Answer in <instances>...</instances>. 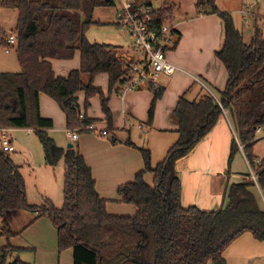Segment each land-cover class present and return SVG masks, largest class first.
<instances>
[{"label":"trees","instance_id":"1","mask_svg":"<svg viewBox=\"0 0 264 264\" xmlns=\"http://www.w3.org/2000/svg\"><path fill=\"white\" fill-rule=\"evenodd\" d=\"M113 3L114 0H2L3 6L16 10L17 42L9 45L0 30V45L14 49L20 71L0 73V128L33 129L45 164L54 167L63 160L65 169L62 206L57 209L49 201L43 206L29 205L24 180L0 146V219L21 209H39L48 214L57 231L58 251L71 249L72 264H223L224 251L242 234L248 232L257 241H264V210L248 190L247 182L233 184L229 201L218 209L185 208L181 205V180L175 167L227 111L264 192V158L255 166L252 154L257 128L264 126V33L252 15L255 10L248 17L255 19L250 25L249 40L230 14H220L223 44L217 57L228 76L226 87L217 99L206 91L197 100L178 101L174 111L178 138L155 166L151 164L150 151L139 149L144 169L116 191L120 202L136 208L130 217L108 214L106 201L96 192L84 158L76 147L56 144L48 135L51 119L41 117L39 111V95L44 94L61 108L68 129L91 133L87 129L91 120L84 113L83 121L79 120L81 111L76 104L77 93L84 91L86 100L100 95L102 110L110 119L106 99L91 83L99 74L108 75L110 88L124 83L134 58L127 59L117 47L90 43L86 31L93 23L94 9ZM197 6L205 13H218L216 0H197ZM168 13L170 7L166 4L152 15L157 28L168 22ZM76 51L80 68L66 77L56 76L50 60L71 59ZM111 142L116 143V139ZM238 149L233 138L228 163ZM146 172L154 175L152 186L144 181ZM2 232L11 235L7 228ZM14 251L10 244L1 248L0 263L4 264Z\"/></svg>","mask_w":264,"mask_h":264},{"label":"crops","instance_id":"2","mask_svg":"<svg viewBox=\"0 0 264 264\" xmlns=\"http://www.w3.org/2000/svg\"><path fill=\"white\" fill-rule=\"evenodd\" d=\"M130 1L133 2L135 7L148 8L152 11H161L166 4L169 5L171 12L168 13L170 16L169 21L176 25V33L172 44L166 50L165 56L166 60L176 67V71L169 77L159 79V90H154L150 84L144 83L137 89L123 91V83H117L110 88L107 74L95 76L91 85L99 89L103 98L106 99L110 119L106 117L102 110L100 95H94L86 100L85 92L79 91L76 95V104L80 111L91 120L95 131L80 133L75 143L71 144L76 146L78 153L91 169L96 192L100 198L106 201L108 214L133 217L136 208L131 204L120 202L116 191L119 186L132 182L135 175L144 169V162L139 149L150 151L151 164L155 166L165 158L168 149L178 138L174 117L178 101L181 98L197 100L206 91L218 98L220 92L226 87L228 76L217 57V52L223 44V20L220 14H229V12L228 10L223 12L218 8V13H205L204 9L198 8L197 0H169V3H166V0H161L159 8L156 10L149 0ZM199 10H201V13L194 15ZM242 10H245L246 20H248L251 12L246 11L244 5L237 6L233 12L241 14L242 19L245 20ZM119 12L120 10L117 12V19L114 24L117 23L118 28L123 29L118 22ZM252 15L255 16L254 13ZM92 22V25L86 31V37L90 43L117 47L126 58L130 59L132 57L128 45L117 41L120 38L117 32L113 31L111 27H99L95 25V21ZM9 53L10 50L6 54ZM133 58L135 60L137 57L133 56ZM132 59L130 60L132 61ZM50 63L56 76L66 77L71 71L80 68L79 51H76L71 59H52ZM82 94L84 96L80 105L78 98ZM39 111L41 117L52 121V128L48 130V133L51 132L53 138H55L54 133H65V137L69 141L66 135L68 129L66 118L56 102L50 97L40 94ZM134 122H143L149 125V131L144 140L141 139V136L140 139L132 137L129 126ZM260 128L259 135L252 143L253 156H255L253 145L264 135L262 134L264 126ZM12 131H26L28 136L34 132L30 128H0V136L4 135L14 147L12 152L17 150L11 135ZM101 131L108 132V136L100 135ZM113 138L116 139V143L111 142ZM233 138L236 139V133L227 111H223V115L219 118L215 127L194 147L186 158L178 161L175 168L181 180V205L183 207L196 206L204 211L218 209L229 201L230 189L233 184L247 182L245 180L247 174L238 173L234 170L233 162L232 164L228 163L230 144ZM58 146L63 147L62 145ZM24 147L22 146L21 151L25 150ZM240 151L244 154L242 149ZM7 155L9 156V154ZM14 165L17 167L15 163ZM17 169L21 174L20 168L17 167ZM21 176L24 180L22 174ZM153 180V173L146 172L144 174V181L148 185L152 186ZM248 190L258 202L259 199L255 194V191L258 192V190L251 184L248 186ZM25 196L27 201L26 187ZM262 197H264V192ZM41 204H45L44 197ZM258 205L262 209L259 202ZM18 211L33 212V216H35L34 221L31 220L29 224L23 227L22 233H16L14 226L9 224L12 215ZM37 220L43 223L40 228H44L43 237H40V240L47 241L49 237L52 239L42 247H37L36 241H33L32 244L28 243L27 247H31L28 249L34 250L36 257L41 253H48L49 257H52L49 258V262L44 261L41 264H72L71 249L64 250L61 253L58 251L57 231L51 224L54 231L50 232L47 220L50 223L52 221L48 214L41 212L39 209L35 211L28 209L14 210L8 213L5 219H0V240L3 239L6 242V244L0 243V249L10 244L16 251L9 256L15 258L19 248L14 246L11 241L19 239L20 235L22 236L25 230L31 229V225ZM2 228H7L11 235L9 237L5 235ZM36 257L35 264H39ZM223 258V264H264V241H257L250 233L246 232L226 248ZM6 260L4 264H6ZM12 264H19V262L15 258Z\"/></svg>","mask_w":264,"mask_h":264},{"label":"rangeland","instance_id":"3","mask_svg":"<svg viewBox=\"0 0 264 264\" xmlns=\"http://www.w3.org/2000/svg\"><path fill=\"white\" fill-rule=\"evenodd\" d=\"M160 1L161 0H149L155 10L159 8ZM166 3H169V0H167ZM242 5L245 6L246 11L255 10L254 14L255 17H257L258 25H261L264 33V0H216L217 8H220L223 12H226L228 10L235 26L243 32L245 39L249 40L252 33H250L249 31L250 25L251 27L253 26V24L255 23V19L251 16L250 19L246 21L242 19L241 14L233 12V10L237 6L240 7ZM120 7L117 0H114V3L111 5L97 7L94 9L92 21H95V25L99 27H111L113 31L119 34L120 38H118L117 41L129 45L130 40L127 31L124 28H118L119 26L117 25V23L114 24L117 19L116 16L118 10H120ZM199 13H201V10L196 12V14L194 15H199ZM16 19V10L3 6L2 0H0V30L2 36L8 38L10 35H15L14 30L16 26ZM6 49L10 50L9 54L5 53ZM130 53L132 54V56H137V54L132 50H130ZM19 71L20 66L14 49L0 45V73H16ZM84 82L87 83L88 80L84 79ZM83 96L84 94L80 95L78 98L80 101V105L82 104L81 100ZM129 128L134 139H140L141 136V139L144 140V138L147 137L146 135L149 131V125L143 122H134V124H131ZM262 134H264V131L262 132ZM11 135L14 140V146L17 148V150L16 152H8L7 154H9V157L13 160L17 167L20 168V172L24 177L28 199L27 203L29 205L32 204L43 206L41 202L42 198L44 197L45 201L49 200L54 207H56L57 209L60 208L63 203L62 187L65 169L63 160H61L54 167L45 164L42 146L34 132L30 133V135L28 136V133L26 131H12ZM48 135L56 142L57 145H62L63 148H67L66 145L68 143H75V141L69 142L65 137V133H54L55 138L52 137L53 134L51 132ZM256 136H258V134H256ZM22 140L27 141L20 143L19 141ZM22 146H25L23 148L25 149L24 151H21ZM72 147L75 148L76 146L72 145ZM240 152V149H238L233 154L230 163L232 164L233 162L234 170L238 173L248 174V168L245 166L243 154L242 152ZM253 152L258 158H264V135H262L259 140L253 145ZM234 158L235 160L233 161ZM255 194L259 199V204H261V207L264 210V197H262L257 191H255ZM33 214V212L30 213L26 211H18L17 213H14L12 215V219L9 224L11 226H14L16 233H22L23 227L29 224L31 220H35V216H33ZM47 224H49L50 226V232H53L54 229L51 225L52 223L47 220ZM41 225H43V223L37 220L33 225H31V229L25 230L24 234L22 236L20 235L19 239L11 241L14 246L19 248V250L21 249L20 251L18 250V252H16L15 256L19 264H35L36 256L34 254V250L28 249L31 248L27 247L28 243L32 244L33 241H36L37 247H42L44 246V244H46L47 241L52 239L49 237L47 241L40 240V237H43L44 232V228H40ZM29 230H31V232H29ZM0 243L6 244L5 240L3 239L0 240ZM22 248H24V250H22ZM15 258L9 256L6 260V264H12ZM36 258L39 264H41L44 261L49 262V258L52 257H49L48 253H41Z\"/></svg>","mask_w":264,"mask_h":264},{"label":"built area","instance_id":"4","mask_svg":"<svg viewBox=\"0 0 264 264\" xmlns=\"http://www.w3.org/2000/svg\"><path fill=\"white\" fill-rule=\"evenodd\" d=\"M121 5L120 12L118 14L119 24L127 31L130 44L129 49L137 54V58L132 61L129 70L126 72V81L123 83L124 91L133 90L139 88L142 84L148 83L154 90L160 89L159 79L162 77H169L175 71L176 67L166 60V50L173 42V37L176 33V25L169 21V14L166 15L167 23H163L160 27L155 26V19L153 14H157L158 11H152L148 8L135 7L130 0H117ZM244 12L245 20L246 12ZM6 42L13 46L16 44V35H10L6 38ZM10 48V47H9ZM5 52H9L6 49ZM84 114H79V120L82 122ZM88 130L95 131L93 123L88 127ZM261 128L258 127L256 134L259 135ZM102 136H108V132L101 131L99 133ZM66 135L70 142L76 141L80 135L79 129H67ZM257 137V136H256ZM255 137V138H256ZM239 148L237 138L235 139ZM1 149L4 153L14 151V147L9 143L8 139L1 136ZM246 166L248 168V174L245 176L247 183L255 187L262 196V189L258 184V176L255 168L252 166L246 155L243 154ZM255 166L261 164V159L256 158ZM262 192V193H261ZM1 264V263H0Z\"/></svg>","mask_w":264,"mask_h":264},{"label":"water","instance_id":"5","mask_svg":"<svg viewBox=\"0 0 264 264\" xmlns=\"http://www.w3.org/2000/svg\"><path fill=\"white\" fill-rule=\"evenodd\" d=\"M106 2H108L109 0H105ZM70 147H72V144L71 143H69L68 145H67V148H70Z\"/></svg>","mask_w":264,"mask_h":264}]
</instances>
